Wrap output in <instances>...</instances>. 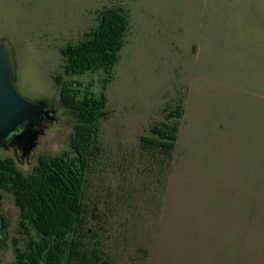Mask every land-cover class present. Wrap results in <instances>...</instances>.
Masks as SVG:
<instances>
[{
    "label": "rangeland",
    "instance_id": "rangeland-1",
    "mask_svg": "<svg viewBox=\"0 0 264 264\" xmlns=\"http://www.w3.org/2000/svg\"><path fill=\"white\" fill-rule=\"evenodd\" d=\"M111 6L128 10L130 31L107 90L105 156L88 184L111 264H264V0H0V38L15 49L20 90L57 109L29 155L0 146V159L29 174L39 157L70 152L74 119L54 78L100 95L104 74L66 77L60 50ZM180 100L179 140L159 186L139 139ZM0 192V264H12V242L25 236L13 197Z\"/></svg>",
    "mask_w": 264,
    "mask_h": 264
},
{
    "label": "trees",
    "instance_id": "trees-1",
    "mask_svg": "<svg viewBox=\"0 0 264 264\" xmlns=\"http://www.w3.org/2000/svg\"><path fill=\"white\" fill-rule=\"evenodd\" d=\"M129 31L128 10L105 7L96 14V27L60 50L66 77L104 74L100 95L92 85L81 89L80 83L54 78L60 102L74 119L69 153L39 157L29 174L13 159H0V191L13 197L20 210L18 233L25 236L23 244L19 239L12 242V264H111L104 251L105 220L100 206L88 198V184L105 156L100 133L109 117L107 90ZM162 113L163 120L152 124L149 134L139 139L140 157L149 165L147 174L155 177L159 186L171 171L185 115L184 101Z\"/></svg>",
    "mask_w": 264,
    "mask_h": 264
},
{
    "label": "water",
    "instance_id": "water-1",
    "mask_svg": "<svg viewBox=\"0 0 264 264\" xmlns=\"http://www.w3.org/2000/svg\"><path fill=\"white\" fill-rule=\"evenodd\" d=\"M17 55L11 42L0 38V146L8 148L12 141H29L31 152L36 139L32 133L43 123L53 122L57 109L43 100H32L20 90L17 82ZM0 192V246L7 235V222L1 213Z\"/></svg>",
    "mask_w": 264,
    "mask_h": 264
},
{
    "label": "flooded vegetation",
    "instance_id": "flooded-vegetation-1",
    "mask_svg": "<svg viewBox=\"0 0 264 264\" xmlns=\"http://www.w3.org/2000/svg\"><path fill=\"white\" fill-rule=\"evenodd\" d=\"M32 133H33V135L35 137L36 129H33ZM28 142L29 141H26V140L25 141H20V142H18V141H12V142H10L8 148H6L5 150H12V149L20 148V149H23V151H24L25 154L29 155L30 153L27 152V148H28V145H29Z\"/></svg>",
    "mask_w": 264,
    "mask_h": 264
}]
</instances>
